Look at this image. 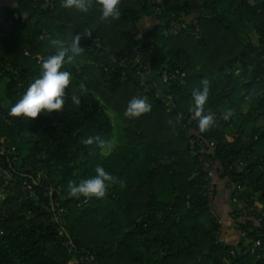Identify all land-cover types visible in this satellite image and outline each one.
<instances>
[{
    "label": "trees",
    "instance_id": "trees-1",
    "mask_svg": "<svg viewBox=\"0 0 264 264\" xmlns=\"http://www.w3.org/2000/svg\"><path fill=\"white\" fill-rule=\"evenodd\" d=\"M54 3L44 10L15 0L5 10L19 18L0 36V111L9 119L0 116V142L17 157L7 163L14 183L0 192V264H264V0H121L119 19L107 21L95 2L87 13ZM173 14L196 17L202 35L168 33ZM144 17L158 21L142 31ZM85 29L92 34L80 40L83 53L63 67L72 80L63 112L9 116L41 75L35 55L46 59L56 52L51 40L67 45ZM137 48L154 58L146 85L132 76ZM165 68L185 71V80L163 83ZM203 79L210 81L205 111L216 122L201 133L189 108ZM133 96H146L151 111L126 117ZM95 135L103 148L81 142ZM201 155L225 178L231 199L262 210L235 219L234 243L220 238ZM98 164L124 186L110 184L100 199L70 197L68 181L92 177ZM60 209L64 223L54 219Z\"/></svg>",
    "mask_w": 264,
    "mask_h": 264
},
{
    "label": "clouds",
    "instance_id": "clouds-1",
    "mask_svg": "<svg viewBox=\"0 0 264 264\" xmlns=\"http://www.w3.org/2000/svg\"><path fill=\"white\" fill-rule=\"evenodd\" d=\"M99 6L101 21L119 19L121 0H62L64 8H74L79 12L87 13L93 7V3ZM92 32L85 29L83 33L73 37L70 44L64 41L53 39L50 41L56 47L55 54L49 55L42 60L41 75L32 82L27 91L23 94L10 109L9 116L23 117L25 120L36 119L42 112L51 115L53 111L62 113L67 101V89L72 83L71 73L63 70L66 63H71L76 56L83 53L80 46L83 36H91ZM202 87L192 90L193 104L189 108L190 119L198 123L201 133L208 131L215 125L216 116L214 113L206 112L205 105L210 93V81L203 79ZM81 84V90L84 89ZM72 103L78 108L81 104L80 97L74 92L71 96ZM152 104L146 96H133L127 104L124 115L128 118H138L142 114L150 112ZM232 115L231 110L222 113V118L228 120ZM183 119L178 115L177 122ZM171 124L172 121H169ZM84 145H96L103 148L106 141L99 135L89 136L81 141ZM95 175L90 178L81 179L78 183L75 180L68 181V195L79 198H104L110 184L119 183L121 187L124 182L113 176L101 165L94 169Z\"/></svg>",
    "mask_w": 264,
    "mask_h": 264
},
{
    "label": "built area",
    "instance_id": "built-area-1",
    "mask_svg": "<svg viewBox=\"0 0 264 264\" xmlns=\"http://www.w3.org/2000/svg\"><path fill=\"white\" fill-rule=\"evenodd\" d=\"M38 4H40V7L44 10L53 9L54 8V0H35ZM19 18V13L14 12L12 16H6L4 20L0 23V36H5L6 32L10 29L12 22L14 19ZM166 31L172 35H177L183 32H188L194 36L200 37L202 35V29L199 26L198 19L192 15L186 16L184 14L181 15H172V18L170 19V22L168 26L166 27ZM26 54H29L26 52ZM35 58L37 59L38 63H41L44 59V56L39 53L35 55ZM111 63L118 62L121 66L124 68H128V60L126 58L118 59L117 57L111 55L110 56ZM153 54L152 51L149 50L146 55L143 53L141 49H135L134 54V61L136 62L137 66L132 71V76H140L142 79V85H146V80L153 81ZM97 67H104L105 70H109V66L104 64H101L99 62H94ZM111 69H114V66L111 65ZM128 77L127 72L124 71L121 75L122 79H126ZM181 78L183 81L186 78V72L182 71L179 68H165L162 69L159 73V79L163 83H170L175 79ZM156 86V85H155ZM159 95V94H157ZM166 97V104L170 106L173 98L171 95H165ZM165 99V98H164ZM163 99V100H164ZM0 116L4 118L6 121L7 116H5L0 111ZM195 145V141L191 140V150H193ZM210 145H213V143H210ZM17 157V152L15 147L8 148L3 143L0 142V192H5L8 185H13L14 183V173L15 169L8 167L7 163L15 160ZM200 161L202 162L203 169L208 172V175L210 177V184L208 189V197H209V205L211 206V212L214 215H217L216 212L213 209L214 205V199L218 188V183L220 180H225V178L221 177L220 173L216 171V167L213 166V162L210 159L205 158L203 155L200 156ZM26 186L28 189H31V184H27ZM234 203H236L239 207V211L236 213L234 208V218L238 220L239 218L245 217L250 212H261L260 206H253L248 208L246 206V202H240L237 197H232L231 199ZM87 201V199L85 200ZM48 209V207H46ZM62 210L60 209V213L57 215H54V219L59 221L60 223H64V218L61 216ZM238 215V216H237ZM218 216V215H217ZM218 222L221 223V225L224 223V221L221 219V217L218 216ZM236 224V223H235ZM61 234L64 233V230L62 229ZM261 245V240H257L253 247L251 248L252 252L255 251L256 246Z\"/></svg>",
    "mask_w": 264,
    "mask_h": 264
},
{
    "label": "crops",
    "instance_id": "crops-1",
    "mask_svg": "<svg viewBox=\"0 0 264 264\" xmlns=\"http://www.w3.org/2000/svg\"><path fill=\"white\" fill-rule=\"evenodd\" d=\"M15 0H0V23L6 16L5 10L12 6ZM234 204L231 201L230 190L225 180L218 183L217 192L214 199L213 209L221 217L224 223L221 226L220 238L225 242L234 243L238 240V231L235 225Z\"/></svg>",
    "mask_w": 264,
    "mask_h": 264
},
{
    "label": "rangeland",
    "instance_id": "rangeland-1",
    "mask_svg": "<svg viewBox=\"0 0 264 264\" xmlns=\"http://www.w3.org/2000/svg\"><path fill=\"white\" fill-rule=\"evenodd\" d=\"M158 21V18L155 17H144L140 20L139 22V26L141 28L142 31H146L149 28H151L156 22ZM117 124V122H116Z\"/></svg>",
    "mask_w": 264,
    "mask_h": 264
}]
</instances>
